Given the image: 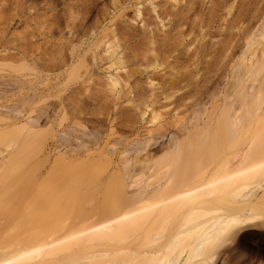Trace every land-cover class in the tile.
I'll use <instances>...</instances> for the list:
<instances>
[{"label": "bare ground", "instance_id": "bare-ground-1", "mask_svg": "<svg viewBox=\"0 0 264 264\" xmlns=\"http://www.w3.org/2000/svg\"><path fill=\"white\" fill-rule=\"evenodd\" d=\"M74 1L46 72L0 58L25 81L0 104V264H252L229 257L264 205V47L233 41L251 0H89L78 22Z\"/></svg>", "mask_w": 264, "mask_h": 264}, {"label": "rangeland", "instance_id": "rangeland-1", "mask_svg": "<svg viewBox=\"0 0 264 264\" xmlns=\"http://www.w3.org/2000/svg\"><path fill=\"white\" fill-rule=\"evenodd\" d=\"M237 1L235 0L234 2L236 3L234 4L235 9L233 8V10L231 11L234 14L233 15L231 13V15L233 16H235V14H237L241 10L240 5L241 3H243V1L245 2L243 4L246 5L249 3L250 0H246V1L237 0ZM49 2L53 3L52 5H49V7H52L50 11L54 16L51 15L50 11L49 12L47 11L49 9H46L48 7ZM54 2H58V5L56 3L58 7L55 5ZM54 2H51V0H0V58L1 57L8 58L10 56H13V57H16L15 59H18V58L20 59L21 57L24 58V56L27 57V60L29 61V63H31V66L33 65L35 66V71L32 72L33 75L39 74L40 71L42 70L46 72L44 66H47L46 64H49V63L50 65L52 63H55L54 59H56L55 57L56 55L54 54H56L55 53L56 51L54 50H55V47H57L56 44H58V39H59L58 37L60 34L59 29L60 28L62 29V27H60L62 26V24L60 23L62 22V20L59 17H57L56 19L54 13H57V11H59L60 9L63 10L65 7L64 6L65 4L63 3V0H58ZM88 2L89 0H77L73 2L76 13L77 12L79 13L76 19V22H78L79 21L78 19L81 18L80 17L81 13L84 10H86ZM250 2H251L249 3L250 5L248 4V6H245L247 7L246 11L244 10L245 8L242 9L244 10L243 13L247 14V15L245 14L246 15L245 20L239 21V23L235 25L234 30H233V41L236 46L235 52H234L235 58L237 57L236 61L238 59L239 60L241 59L243 62H249L250 59H253L252 61L257 60L258 58L256 59V57L259 55L260 51L264 47L263 46L264 45V0H251ZM62 3L64 5H62ZM99 5L94 6L95 8L93 7L89 9L90 12L88 16H86V20L84 21H88L87 18L89 19V16L92 17L90 18L91 21L95 18L94 16H96V13H98L97 9L101 6ZM236 6L237 7L239 6V7L237 8ZM53 7L55 9L57 8L56 9L57 11L54 10ZM204 7L205 6L202 7L200 4L195 7L197 10V12L196 10L195 12L199 14L195 13L194 18L197 17L198 19L196 18L197 19L196 22H200L201 25L203 22L204 23L206 22V18H204L205 15H203V13H205L207 9L206 7L205 8ZM52 10H54V13ZM62 10H60L59 12H61ZM58 18L60 19L58 21L59 25L56 22ZM199 19H202V22L201 20L198 21ZM213 24L210 25L211 27L209 26L210 28L207 25H205L202 29V33H204L205 35L204 39L206 38L205 39L206 41L203 40V44L206 42L204 44L205 46L203 45L206 51H210V50L212 51L211 48H213L212 46L213 43H215V46H216L215 48L223 47L225 45V40H226L225 37L229 38L227 37L228 35L226 36V34H228L227 33L228 31L226 30L227 31L226 32L224 30L226 29L224 24H221V25H219V23H213ZM196 29L197 30L195 31V33L198 34L201 32L198 29V27ZM204 29H207L206 33L208 36L204 32L205 31ZM58 30L59 32H57ZM209 40L210 41L212 40V41L210 42ZM248 42L250 43L249 45L250 48L246 50L247 47L245 45ZM210 43L212 44L210 45ZM221 43L223 44L221 45ZM193 45L194 46H190L191 48L189 47L190 48L189 50L197 46V41ZM224 53L226 54V52ZM223 55H221L220 59L224 57ZM242 55L244 56L246 61L244 60V58L242 59ZM13 57H10V58H13ZM247 58H248V61H247ZM222 61L225 62L226 60L222 59ZM237 63L240 64V62H237ZM1 68H4L5 71L3 69L1 70ZM50 73H51L50 76L53 74L51 76L52 81H53V77L55 78L54 76L55 72L53 73L50 72ZM225 73L226 74H223V80H222L224 85L227 82L228 71ZM9 75H10L9 70L7 71L5 66L4 67L0 66V104H2L3 106H6L8 111H10L11 109L19 108L20 99L17 97V94L15 96L14 93L16 92L17 87L20 84H22V81L25 83L23 79H21L22 81L19 79H13V78H10L11 75L10 76ZM39 75H41V73ZM257 76L256 77L253 76V79H252L253 84L256 83L255 86H258L257 84H259L257 83L259 81L258 79L259 77ZM31 77L32 76L28 78H31ZM224 85L221 87H224ZM261 95L260 96L263 97V99H261L262 101H260L261 105L259 104V107L261 106L260 109H263L264 108V90L261 93ZM53 99L54 98H52L45 104L39 105V107L41 108L45 106L44 107L45 109L44 108L43 110L40 109L41 111H43V113H45L44 115L41 116L42 118L40 122L43 123L49 117L54 116L55 112L53 109L55 107L53 106V104L56 100L54 99L55 100L54 101ZM204 102L206 103V101ZM207 102L208 103L205 104L204 108H210L209 106L210 102L209 101ZM2 111H5V110L2 109ZM159 121H161V119L157 118L154 121V123L157 124ZM73 133L75 134L76 132H73ZM166 142H167L166 138L160 139L157 142V146H161L163 143H166ZM263 171L264 169H259L257 173V175H261L260 176L261 178H262V174L264 177ZM263 204L264 203H262V205ZM260 208H263L260 210L261 212L259 211L260 214L262 213L260 217L262 226L248 228L244 230L242 234L240 233L241 234L239 235L240 238L238 239L236 238L235 240L236 250L234 249L233 254L232 252L230 253L233 256H229V257H232L233 259H236V260H247V261L249 260L252 264H264V205L261 206Z\"/></svg>", "mask_w": 264, "mask_h": 264}]
</instances>
